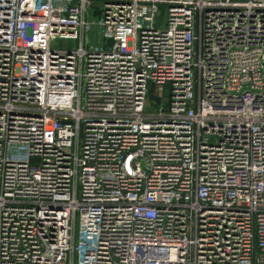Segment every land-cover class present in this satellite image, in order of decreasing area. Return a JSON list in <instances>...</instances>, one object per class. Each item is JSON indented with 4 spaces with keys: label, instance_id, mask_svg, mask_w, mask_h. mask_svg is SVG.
Listing matches in <instances>:
<instances>
[{
    "label": "built area",
    "instance_id": "1",
    "mask_svg": "<svg viewBox=\"0 0 264 264\" xmlns=\"http://www.w3.org/2000/svg\"><path fill=\"white\" fill-rule=\"evenodd\" d=\"M0 264H264V0H0Z\"/></svg>",
    "mask_w": 264,
    "mask_h": 264
}]
</instances>
